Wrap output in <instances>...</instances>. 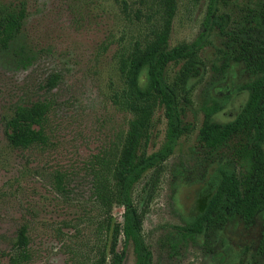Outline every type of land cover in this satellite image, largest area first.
Instances as JSON below:
<instances>
[{"label":"rangeland","instance_id":"1","mask_svg":"<svg viewBox=\"0 0 264 264\" xmlns=\"http://www.w3.org/2000/svg\"><path fill=\"white\" fill-rule=\"evenodd\" d=\"M161 2L0 0L3 7L26 8L17 41L0 50V264H13L10 244L22 225L28 228L31 255L24 264H91L98 248L105 246L107 253L112 225L122 221L125 207L112 204L110 216L100 211L94 184L97 177L113 180L112 168L133 120L111 101L122 86L118 53L154 26L167 30L171 48L191 44L202 30L209 0H167L164 10ZM218 13L229 18L224 33L215 29L194 56L166 70L185 131L173 154L133 189L132 205L140 213L152 264H264L259 218L251 224L239 218L216 220L193 237L181 230L200 211L215 170L234 161L240 144L235 138L219 151L202 148L198 132L204 108L222 106L216 122L234 118L251 77L239 52L249 42H264V0H232L219 5ZM53 75L57 85L48 90ZM38 100L51 104L45 123L48 145L9 147L6 120L17 105ZM165 130L163 111L156 106L146 156L160 148ZM117 243L121 251L122 237ZM122 264H134L130 246Z\"/></svg>","mask_w":264,"mask_h":264},{"label":"trees","instance_id":"2","mask_svg":"<svg viewBox=\"0 0 264 264\" xmlns=\"http://www.w3.org/2000/svg\"><path fill=\"white\" fill-rule=\"evenodd\" d=\"M230 1L209 0L202 30L191 44L171 48L167 30L154 26L148 36L136 39L129 49L118 53L117 69L122 86L112 94L111 101L129 113L133 120L112 168L113 180L97 177L93 194L100 211L105 209L108 216L111 215L112 204L123 205L125 211L122 221L112 225V242L107 253L105 246L98 248L91 264H122L127 246L132 249L134 264H152V253L142 237L141 216L132 205V194L147 172L173 154L185 131L176 94L166 82L165 73L170 64L188 60L201 50L215 29L221 35L224 33L229 18L219 14L218 7ZM161 3L164 10L167 0ZM25 17L26 8L22 4L14 7L0 5V50L7 51L15 44ZM262 19L264 23V16ZM239 59L251 76L244 84L246 100L234 118L223 123L213 119L222 110L221 105L213 103L205 107L198 132V143L207 151H219L232 139H239V147L233 153L235 159L215 170L211 177L213 187L202 197L200 211L181 230L193 237L216 220L239 218L245 224H251L259 218L264 258V42L247 43L241 48ZM57 80L56 75L49 77L46 88H55ZM156 106L162 109L166 119L165 137L160 148L146 156L148 124ZM50 109L51 104L47 100L17 105L5 122L7 145L23 150L48 145L45 123ZM56 178L57 188L62 190V177L57 175ZM107 226L110 227L109 220ZM119 237L123 240L121 251L117 249ZM10 250L14 251L10 255L13 264H24L30 260L26 225L18 228Z\"/></svg>","mask_w":264,"mask_h":264}]
</instances>
